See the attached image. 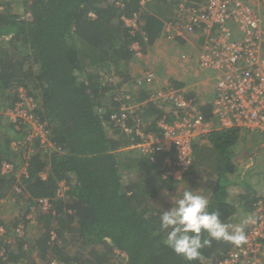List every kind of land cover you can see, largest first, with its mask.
I'll return each instance as SVG.
<instances>
[{"label": "trees", "instance_id": "16d2710c", "mask_svg": "<svg viewBox=\"0 0 264 264\" xmlns=\"http://www.w3.org/2000/svg\"><path fill=\"white\" fill-rule=\"evenodd\" d=\"M4 1L0 6L8 5ZM116 1L23 0L21 14L0 10V105L27 110L30 98L34 109L28 112L44 125L52 144L46 143L43 153L27 154V177L19 180L14 173H3V161L16 168L25 161L23 150L12 145L14 140L26 139L22 149L27 151H37L41 144L40 137L27 140L32 130L26 118L0 113V201L29 193L31 204L44 197L52 203L50 211L38 217L42 235L29 245L27 238L16 239L8 247L10 262L27 264L38 250L43 260L65 264H115L118 257L124 264H215L236 245L213 240L211 247L201 250L202 260L188 262L164 243L159 217L171 206L161 196L164 189L174 192L184 181L194 184L192 177L211 164L217 179L207 196L224 222L231 224L240 208L252 213L260 198L238 172L241 164L234 157L244 138L240 128L210 132L208 143L195 146L193 167L182 182L164 176L166 153L148 154L134 147L141 140L136 117L151 118L140 128L158 133L157 120L163 113L140 87L114 91L120 84H131V73L138 68L131 44L143 42L145 36V47L155 42L162 28L157 14L164 15L175 0H153L143 14L144 26L134 34L122 16L139 12L141 0ZM152 4L163 8L153 13ZM195 34L193 40L201 45L202 35ZM111 74L124 79L115 83ZM127 103L138 106L133 114H123ZM211 108L210 103L201 107L206 119H211ZM63 182L67 190L59 196ZM72 241L77 243L75 251L68 246Z\"/></svg>", "mask_w": 264, "mask_h": 264}, {"label": "built area", "instance_id": "2783aa9c", "mask_svg": "<svg viewBox=\"0 0 264 264\" xmlns=\"http://www.w3.org/2000/svg\"><path fill=\"white\" fill-rule=\"evenodd\" d=\"M116 2L122 3L120 0ZM152 2L141 0L139 12H135L132 17L122 16L131 34L144 26L143 14L149 10ZM195 32H199L198 35L204 39L197 64L201 69L216 74L211 119H206L202 113L201 107L204 104L197 97L189 95L185 88L169 86L154 89L158 78L156 70L143 69L136 75L137 87H143L149 92L150 101L162 111L163 116L157 120L159 132L150 134L140 126L153 120L136 117L141 140L134 147L148 154L166 153L164 176H172L177 182H182L192 169L196 144L202 138H207L213 130L237 127L242 133L250 132L264 138V15L261 9L253 0H176L173 17L162 21V38L177 41L179 38L188 39V34L196 36ZM147 41L145 36L143 42L134 41L131 44L137 60H146L149 46L145 47ZM182 59H187L186 53L182 54ZM133 105L127 103L122 108L123 114H133L138 107ZM27 106L26 110L21 106L4 109L0 105V113L11 119L26 118L32 130L27 138L40 137L41 140L44 135L47 136V131L41 122L29 114L28 110L34 109L30 98L27 99ZM120 124L126 131H130L125 122ZM45 141L51 143L48 136ZM20 142L21 139L15 140L12 145L20 148ZM23 157L25 161L21 167L16 168L15 163L5 160L1 164V171L5 174L14 173L19 180L23 175L27 177L26 160L29 156L24 152ZM20 170L21 173L18 172ZM62 184L59 196L67 190L65 183ZM15 189L23 193L19 186ZM164 192L169 196L171 194L167 189ZM32 204L31 214L36 212L38 216L40 212H49L52 203L50 198L44 197L35 199ZM31 214L14 227L0 224V261L3 264H26L10 262L8 247L16 239L27 238V224L32 218ZM245 233V243L236 246L215 264H264V195L255 203ZM52 239H56L55 233H52ZM34 264L65 263L50 259L36 261Z\"/></svg>", "mask_w": 264, "mask_h": 264}, {"label": "rangeland", "instance_id": "374dc122", "mask_svg": "<svg viewBox=\"0 0 264 264\" xmlns=\"http://www.w3.org/2000/svg\"><path fill=\"white\" fill-rule=\"evenodd\" d=\"M4 2H8V5H6L5 3L1 4L0 10H3L5 13L21 14L24 12L23 0H5ZM170 2H172V1H170ZM255 2L257 4V6L261 7V11L264 15V0H257ZM158 6H162V5L152 4L153 13L156 12L154 8H156ZM157 15L159 17L162 16L159 14H157ZM171 17H172V14L164 17L163 21L168 20ZM193 42L197 46V43H196L197 41L196 42L193 41ZM185 49H187L186 45H184V47L178 48L177 54L175 55L176 59H177L176 61L179 60V52L180 53L185 52ZM12 53L14 54L13 50H12ZM17 53H20V51H18ZM185 53H187V52H185ZM150 55H151V53H150ZM188 56H189V54L187 53V58H188ZM163 65H166V64H163ZM196 65H198V64L196 63ZM115 72H117V71H115ZM136 72H137L136 69L134 71H132V73H131L132 74V81L131 82L137 86L138 82L136 81V78H137V76H135ZM114 75L115 74L110 75L111 80H112ZM117 76H119V75H117ZM164 76H166V75H164ZM119 78L122 79L121 81H123V79H124V77H122V76H119ZM117 83H119V81ZM126 83L123 85L120 84L119 85L120 88L115 90L114 93H117V92L122 93L123 91L125 92L126 90H128V89H125V86H127ZM136 89H137V87H135V88L132 87L130 92L134 91ZM250 135H254V134H252L250 132H245L244 138L239 142V144L236 147V153L237 154H236V157H234V158L238 164H241L239 166L240 169H238V172L241 174L242 177L248 178L250 176L252 181L260 179V176L264 179V145H261V144H263L264 139L261 136L259 137V136L254 135V138H253ZM46 139H47V136L44 135L42 137V139L40 140L41 146L38 147L37 151H36V148H34V149L32 148L28 151L25 149H22V147L26 146V139H21L20 148H17V147H15V148L18 149V151L23 150V153L26 152V154L32 153V151L43 153L44 148H46L47 145L52 146L51 143L46 145V141H45ZM27 140H28V138H27ZM14 141L12 142V144H14ZM257 141H261L262 143L258 144ZM16 143H18V142H16ZM197 145H198V143L196 144V146ZM251 155H253V156H251ZM248 157H250V160H248ZM15 161H18V159L15 158ZM18 172L21 173L22 170H20ZM215 175L216 174H215L214 167H212L211 164H209V166L207 168L202 169L200 175L194 176L192 178L194 179V181H193L194 184L198 187L197 189L202 187V190H206L208 188V184H210V182L213 181V178ZM194 184H189V183L184 184L182 182L181 184H179L177 189L179 188V189L183 190V188L188 187V186L189 187L192 186L193 188H196V186H194ZM177 189L174 192H171L170 196L166 195V194H165V196L161 195V196H163L162 198H164V200L168 201L169 203H172L170 197L176 193ZM29 197H30L29 193H25V194H23V197H21V198H17L16 196H10L7 199L1 200L0 201V221H4L6 224L10 223L11 225H13L12 222L14 223V221H16V220H23L26 217H28V215L31 214L30 208L32 205H34L28 201ZM31 215H32V218L30 219L29 223L27 224V242H28V245L33 244L43 233L42 224H41L40 220L37 219L39 217V215L37 216L36 212H34V214H31ZM244 217L249 218V222L247 224V225H249L250 220L252 218V213L250 215V214H243V212L242 213L239 212V214L234 216L233 218H235V219H232L231 224L240 223L241 219ZM68 238L70 239V236H68ZM68 246H70L73 249V251H75V249L77 248V243L72 241L68 244ZM29 258H30L29 261H31V262H27V264H34L36 261H41L44 259V257L41 256V254L39 253L38 250L37 251L35 250L29 256ZM124 262H125V259L123 257L122 258L118 257V258H116L115 264H124Z\"/></svg>", "mask_w": 264, "mask_h": 264}, {"label": "clouds", "instance_id": "9594fccd", "mask_svg": "<svg viewBox=\"0 0 264 264\" xmlns=\"http://www.w3.org/2000/svg\"><path fill=\"white\" fill-rule=\"evenodd\" d=\"M170 199L171 206L160 214L159 229L166 233L164 243L186 261L202 260L201 250L211 247L213 240L236 246L245 243L248 217L238 224L224 222L209 197L193 187L178 188Z\"/></svg>", "mask_w": 264, "mask_h": 264}, {"label": "crops", "instance_id": "0c3cea01", "mask_svg": "<svg viewBox=\"0 0 264 264\" xmlns=\"http://www.w3.org/2000/svg\"><path fill=\"white\" fill-rule=\"evenodd\" d=\"M169 1L170 0H168V2ZM253 1L256 4L255 1L257 0H253ZM174 6H175V2L173 3L171 2V7L168 8L165 14L161 16L162 18L160 17L161 21H163L164 17L170 14H172L173 17ZM259 8L261 9V7ZM194 37H197V35L192 36L191 34H188V39L179 38L177 41L166 40L165 38H162V28H161V31L159 32V35L155 40V42H153L147 47L148 50L146 52L148 53V55L146 56L147 57L146 60L144 61L138 60V68H136L137 70L136 75L141 71H143V69H154L156 70L158 77L157 82L154 85V89L157 88L165 89L169 86H175V87L181 86L187 90L189 95L197 97V100L200 103L203 104L210 103L212 105L211 101L213 100L215 95L214 88L216 83L215 81L216 74L213 71L201 69L198 65H196L197 63L196 59L199 53L200 44L197 43L196 46V44L193 42ZM184 45L187 46L185 52H187L189 56L187 59H182V54L185 52L182 53L179 52V60L176 61L177 59L175 55L177 54V50L180 47H184ZM121 80L122 79H120L119 76L117 75H114L112 78V81L115 83H117L118 81L120 82ZM130 80L132 81V75ZM130 83L131 84L126 83L129 86V88L125 86V89H128L126 91L129 92L132 87L134 88L137 87L134 83L132 82ZM140 88L146 91L145 88L143 87ZM244 133L245 132H243L242 134ZM208 142L209 141L207 138H202V140H200L198 144L205 145ZM259 143L261 144L262 142L258 141V144ZM261 145H264V142ZM248 160H250V157H248ZM216 179H217V175H215L213 181H211L210 184H208V188L206 190H202V187L196 190L201 191L205 195H210V192L212 191V188L216 183ZM248 179L250 181V187H252V189L255 190L257 195L261 198L264 195V179L261 176L260 179L253 181L251 180L250 176L248 177ZM183 183L187 184L189 182L184 181ZM242 211L243 210L240 208V210H238V212L234 216L239 214V212L242 213ZM243 214L251 215V212L247 211V212H243ZM233 217L232 219H235Z\"/></svg>", "mask_w": 264, "mask_h": 264}]
</instances>
